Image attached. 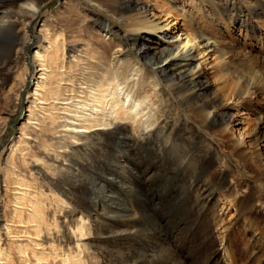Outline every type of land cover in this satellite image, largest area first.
Here are the masks:
<instances>
[{
  "label": "bare ground",
  "instance_id": "bare-ground-1",
  "mask_svg": "<svg viewBox=\"0 0 264 264\" xmlns=\"http://www.w3.org/2000/svg\"><path fill=\"white\" fill-rule=\"evenodd\" d=\"M48 1L0 0V40L7 31L14 34L19 19L32 23ZM164 1L168 9L158 0H96V9L123 25L122 34L102 21V37L109 40L95 54L68 41L67 47L62 43L61 60L56 61L58 53L52 51L56 40L34 53L39 60L34 98L18 140L7 156L5 148L0 154L5 155L3 183L13 185L14 205L30 212L26 220L21 212L16 216L18 226H29L23 228L31 231L23 233L35 238L30 245L17 246L21 263L33 259L39 264H179L171 263L163 248L153 247L158 235L143 228L142 215L126 200L119 201L120 195L133 191L128 178L134 171L129 142L159 144L154 142L155 133L164 135L166 145L175 137L185 142V148L192 141L199 152L192 149L190 156L198 164L212 158L204 150L208 135L221 137L225 155L237 166H250L252 183L258 191L264 190V108L251 106L253 101L259 104L258 97L264 101V50L261 58H250L218 41L205 27L211 14L215 19L232 13L229 7L237 4L262 14L264 0ZM239 10L238 27L257 33L250 24L255 18L244 15L249 9ZM9 11L16 19L4 17ZM10 52L0 53V87L21 60L19 51ZM59 66L63 71L57 73ZM28 75V69L22 68L15 102ZM129 77L136 79L130 84ZM22 144L25 148H20ZM205 168L202 185L215 206L222 204L217 223L225 222L223 229L213 231L214 236L230 241L231 230L239 229L249 242L248 253L264 256V220L253 211L261 197L250 189L237 199L231 187L217 186L228 187V175L210 177ZM8 175L12 181L6 179ZM228 208L234 213L226 221L222 216ZM4 231L11 234L8 228Z\"/></svg>",
  "mask_w": 264,
  "mask_h": 264
},
{
  "label": "rangeland",
  "instance_id": "rangeland-1",
  "mask_svg": "<svg viewBox=\"0 0 264 264\" xmlns=\"http://www.w3.org/2000/svg\"><path fill=\"white\" fill-rule=\"evenodd\" d=\"M95 1L96 0H50L42 7L40 14L32 23H27L28 18H21L16 25L14 34L7 31L4 33V36L1 37L0 53L6 49H10L11 54L19 51L21 60L10 77H8L7 82L0 87V154L5 148V150H7L5 155L7 156L13 142L18 140L20 134L19 129L27 117V107L34 98L32 95L35 90V83L37 82L36 78L39 77V75L36 74V71L39 70V60L34 58V53L37 48L40 46L47 47L50 42L56 40V47L52 51L55 54L58 53V55L56 54V61H60L59 53L63 42L64 47H67L69 44L66 42L73 41L83 46L82 48L87 47L91 52L94 51L93 53L95 54V51L103 46L105 40L100 31L101 27H103L102 21H106L107 23L105 22V24H110L115 33L118 32L122 34L124 29L123 25L116 19H112L109 14H105L103 11L96 9L93 6ZM158 1L165 4V7L168 9V5L164 0ZM263 6L264 5H262L261 11L264 10ZM231 8L233 9L232 13L221 14L219 17H215V19V14H211L210 18L207 19L208 21L205 20V27L207 26L208 32L224 45L234 46L240 51H243L246 56L250 58H261V51L264 50V17L262 16L264 13L257 15L259 11H255L253 7L251 10L250 7L246 8L240 6V4L229 7V10H231ZM239 8H245V10L249 9L250 13L244 12V15L246 16L248 14L246 16L247 18H255V20H251L250 24L252 28L258 31L257 33L249 29L246 31L238 27L235 15L238 14ZM170 11L174 12L172 9H170ZM6 13L4 17H9L12 20L16 19L12 12L9 11V13ZM222 18L224 19L222 20ZM231 20L234 21L232 22ZM26 24H28L27 27L25 26ZM41 24H44L45 27H41ZM108 40L109 39H106L105 42L107 43ZM126 48L130 49L129 47ZM24 67L28 69L29 75L25 80L23 89H21L20 98L18 99L19 102H15L17 99H15L16 89L18 88L19 80L22 76V68ZM62 71L63 66H59V68H57V73ZM135 79V77H129V83L131 84ZM163 80L165 81V78ZM120 82H123V80H120ZM136 89L134 91H137ZM258 100L259 104L253 101L251 102V106H260L264 108V101L262 102V98L258 97ZM182 109L183 108L180 106V110ZM170 115H172V113H170ZM252 115L251 113L252 122H250V124H254L255 122L253 121L254 115ZM181 116V118H185L184 115ZM202 131L205 133V130ZM261 136H263L264 139V129L261 130ZM26 139L28 140V138ZM206 139L208 142L206 146L209 150H204L209 152L210 157H212L208 159L206 157V159L207 162H209V160L213 161L209 167V163L205 165L207 162L202 160V162L198 164L197 161L195 162V160L191 158L190 152L192 149L193 151L196 150V152H199L196 145H191L192 141H190V145L185 148V142L175 137L171 141L167 140L166 145L164 135L162 133H155L154 142L159 144L151 142L134 144L129 142V144L132 145L131 151H129L131 156H134L129 161L134 171H132V176H127L130 178L129 186L133 191L132 195H120L119 201L120 203H125L127 201L128 203L126 202V204L130 205L132 210L139 213V216L142 215L141 222L142 226L144 225L143 228L154 231V236L158 235L153 242V247L163 248L162 251L169 256L171 263L264 264V256H261V253L259 256L257 255L254 257L253 255L251 256L250 252L248 253L249 242L246 239L247 237L244 238L242 233L239 232V229L235 228L231 230L232 236H230V241H228L226 237L221 239L223 246L221 245L222 243L219 236H214L215 232L213 231H220V228L223 229L222 227H224L225 222L222 223V221H220V224L217 223V220H219L218 208H220L222 204L219 203L218 206H215L209 191H205L202 185L203 176L201 175L206 172L207 169L205 167L209 168L208 174H211L210 177L214 175H228V187L221 185L217 186L224 190L231 187L235 190V197L237 199H242L244 196H247L250 189L255 192L256 197H261L260 201L254 203L253 211L262 221L264 220V190L261 189L258 191L255 184L252 183L253 176L250 175V166L248 167V165H246V168L243 167V169L242 166H237L231 158L225 155L226 151H224L221 137L208 135ZM247 141H249L248 138ZM203 145H205V143ZM21 147L25 148L23 144L20 145V148ZM5 155L0 157V251L2 253H0V264H23L21 263L22 255H18L19 253L16 250L17 246L20 242L30 245L31 243L29 241H34L35 238L23 233L24 231L28 234L31 232L24 229V225H19L21 227L18 226L19 220L16 216H19L21 212V219L25 218L26 220L30 212L28 208L14 205V197L16 195L13 190V185H10V181L9 186H5L3 183L5 175L2 173V167L5 161ZM185 158L187 159L185 160ZM13 160L14 159H12V164H15ZM135 164L138 165L136 166ZM151 164L154 165L152 166ZM151 171H153V175ZM7 178L12 181L13 177L8 175L6 179ZM213 212L215 213L213 214ZM233 213L234 210L228 208L226 214L222 217L227 221L231 218ZM214 222L217 224L214 225ZM24 227L27 228L29 226L25 225ZM5 228H8L11 233L9 236H7L4 231ZM160 236H163V238ZM158 242L160 243L158 244ZM221 251L225 252V257H223ZM250 258L253 261H251ZM25 264L39 263L34 262L32 259Z\"/></svg>",
  "mask_w": 264,
  "mask_h": 264
}]
</instances>
